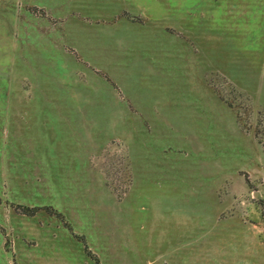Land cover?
Here are the masks:
<instances>
[{"label":"rangeland","instance_id":"obj_1","mask_svg":"<svg viewBox=\"0 0 264 264\" xmlns=\"http://www.w3.org/2000/svg\"><path fill=\"white\" fill-rule=\"evenodd\" d=\"M0 264H264V0H0Z\"/></svg>","mask_w":264,"mask_h":264},{"label":"trees","instance_id":"obj_2","mask_svg":"<svg viewBox=\"0 0 264 264\" xmlns=\"http://www.w3.org/2000/svg\"><path fill=\"white\" fill-rule=\"evenodd\" d=\"M255 136L258 137V131L255 130ZM258 140L260 141L261 140V137L259 135L258 137ZM35 207H30V206H27V205H20V204H17L15 205V209L19 212H22V213H31L33 210H34Z\"/></svg>","mask_w":264,"mask_h":264}]
</instances>
